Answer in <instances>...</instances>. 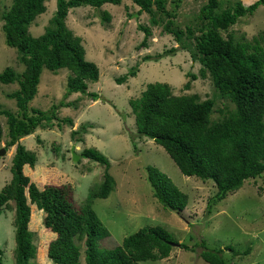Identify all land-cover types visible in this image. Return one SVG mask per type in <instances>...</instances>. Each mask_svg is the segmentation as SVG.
I'll list each match as a JSON object with an SVG mask.
<instances>
[{"label":"trees","instance_id":"obj_1","mask_svg":"<svg viewBox=\"0 0 264 264\" xmlns=\"http://www.w3.org/2000/svg\"><path fill=\"white\" fill-rule=\"evenodd\" d=\"M47 0H12L8 10L1 14L6 43L20 53L25 70L18 74L12 67L0 73V82H18V90L9 96L16 100L18 112L2 109L7 117L8 137L6 148L16 144L12 159V178L0 192V214L14 201L15 264H31L37 254L34 233L30 229L33 210L44 212V226L56 237L48 246V258L52 264H81L82 246H85L87 264H140L146 260H161L170 256L174 235L161 225L145 226L125 237L114 247H100L99 242L111 235L93 207L94 199L107 198L116 187L115 178L109 172L110 162L96 148H85L80 155L104 166L103 179L90 188L81 204L75 202V189L70 183L39 187L24 173L25 166H37L39 156L20 142L33 134L38 127L53 129L55 121L74 125V121L58 116V105L49 110L30 108L29 103L38 92L43 68L53 72L61 68L71 71L65 97L83 93L99 98L88 91V82H97L100 70L97 64L86 58L81 36L76 35L66 23L70 9L81 6L100 8L106 3L120 4L122 0H57V9L45 32L33 36L30 27L46 10ZM139 6V13L150 14L152 24H163L164 30L187 49L194 60L201 64L202 75L210 74L213 85L222 98L235 108L222 119L213 120L214 97L200 100L198 94L173 93L168 82H152L129 104L135 115L136 134L153 139L161 145L186 176L213 180L217 191L207 203V214L231 192L240 189L247 179L264 177V46L258 37H236L229 29L249 12L264 6V0L245 5L236 0L233 5L221 8L224 0H208L200 8L196 29L180 27L176 23L177 10L182 0H132ZM104 18L110 15L105 11ZM145 32L142 45H148L152 34L148 25H139ZM194 43L193 50L190 43ZM176 51V48L171 49ZM170 51H166V54ZM162 55H147L144 60H158ZM132 67L119 83L137 75ZM194 79L197 78L193 75ZM190 88V82L186 83ZM61 101L60 106H70ZM0 124V136L2 135ZM87 125L72 129L71 137L84 142ZM39 136V135H38ZM38 143L42 141L37 137ZM133 139V144H136ZM57 151V150H54ZM51 179V178H50ZM147 179L154 197L166 208L184 211L189 197L158 167H147ZM177 245V246H178ZM187 251H195L199 244H181ZM200 253L208 264H228L222 249H209L204 240ZM234 250L233 248H229ZM0 264L3 263L0 251Z\"/></svg>","mask_w":264,"mask_h":264},{"label":"rangeland","instance_id":"obj_2","mask_svg":"<svg viewBox=\"0 0 264 264\" xmlns=\"http://www.w3.org/2000/svg\"><path fill=\"white\" fill-rule=\"evenodd\" d=\"M168 0L167 7L172 8ZM208 0H182L177 10L176 23L182 28L198 29L200 8ZM236 0H224L221 8L233 5ZM249 5L255 0H242ZM12 0H0V73L12 67L18 74L25 70L20 53L6 43L1 14L10 8ZM47 10L38 16L30 27L33 36H40L57 9V0L46 1ZM139 6L132 0L120 4L106 3L100 8L81 6L70 9L67 26L82 37L86 58L97 64L100 77L97 82H88V91L99 95L97 100L83 93L65 97L71 71L61 68L53 72L44 67L38 92L29 103L30 108L49 110L58 105V116L70 117L74 125L56 124L53 129L38 127L33 134L20 139L28 150L40 157L37 166H25L24 173L39 187L70 183L75 189V202L85 201L90 188L103 179L104 166L96 161L82 158L75 162L72 146L78 154L85 148H96L109 162V172L115 178L116 187L107 198H96L93 207L111 235L99 242L100 247H114L123 239L145 226L161 225L169 230L180 245H174L170 256L161 260H146L140 264H208L200 253L205 241L209 249H222L228 264H264V177L247 179L243 186L218 202L207 214V203L216 191L213 180H202L184 175L166 150L153 139L138 137L135 115L129 104L152 82H168L176 95L198 94L200 100L214 97L216 104L213 120L222 119L235 108L216 91L210 74L202 75L201 64L190 52L182 48L172 34L164 30L163 24H152L150 14L139 13ZM110 15L104 18V12ZM148 25L152 34L148 45L143 46L145 32L139 25ZM236 37L247 39L258 37L264 46V6L242 16L229 29ZM176 48V51L171 49ZM193 50L194 43H190ZM166 51H170L166 54ZM158 60H144L151 55ZM132 67L137 75L129 76L119 83V78ZM193 75L197 78L194 79ZM190 88L186 89V83ZM19 83L0 82V111L18 112L16 100L9 95L18 90ZM70 106H60V102ZM2 135L0 148H6L8 137L7 117L0 113ZM87 125L84 142L71 137L72 129ZM39 135V136H38ZM37 137L42 141L38 143ZM136 148L133 144V139ZM132 140V141H131ZM7 149V148H6ZM16 144L0 157V192L12 178V159ZM57 150V151H54ZM153 165L165 172L189 197L184 211L166 208L153 195L147 179V167ZM51 178V179H50ZM15 218L14 201L0 214V251L4 264H15ZM44 212L33 210L30 229L34 233L37 254L31 264H52L48 258V246L56 234L45 228ZM199 244L195 251H187L181 244ZM81 264L85 262V246L81 245ZM233 248L234 250H230ZM1 255V253H0Z\"/></svg>","mask_w":264,"mask_h":264},{"label":"water","instance_id":"obj_3","mask_svg":"<svg viewBox=\"0 0 264 264\" xmlns=\"http://www.w3.org/2000/svg\"><path fill=\"white\" fill-rule=\"evenodd\" d=\"M7 153V149L5 147L0 148V157L4 156ZM72 158L75 162H77L80 159V154H78L75 150V145L72 146ZM174 245H178L177 243H173Z\"/></svg>","mask_w":264,"mask_h":264}]
</instances>
